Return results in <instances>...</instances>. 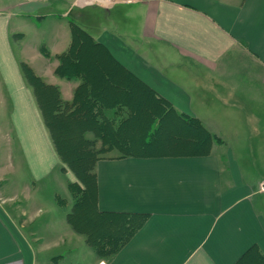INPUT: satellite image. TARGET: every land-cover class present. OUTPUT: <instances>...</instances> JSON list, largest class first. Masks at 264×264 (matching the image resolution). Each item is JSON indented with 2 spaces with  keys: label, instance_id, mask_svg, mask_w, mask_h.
I'll return each mask as SVG.
<instances>
[{
  "label": "crops",
  "instance_id": "crops-1",
  "mask_svg": "<svg viewBox=\"0 0 264 264\" xmlns=\"http://www.w3.org/2000/svg\"><path fill=\"white\" fill-rule=\"evenodd\" d=\"M70 21L104 48L118 76L196 120L212 141L96 163L98 209L146 216L104 260L68 224L70 211L41 210V198L19 196L18 182L0 173V264H236L252 247L264 257V0H0V112L22 142L18 167L41 178L60 165L68 191L74 177L21 64L72 103L83 79L55 74ZM108 96L95 104L99 118H128L133 103Z\"/></svg>",
  "mask_w": 264,
  "mask_h": 264
},
{
  "label": "trees",
  "instance_id": "trees-1",
  "mask_svg": "<svg viewBox=\"0 0 264 264\" xmlns=\"http://www.w3.org/2000/svg\"><path fill=\"white\" fill-rule=\"evenodd\" d=\"M69 28L71 42L67 51L57 56L58 66L55 69V74L66 79L78 76L83 79L75 91L72 103L63 102L57 88L45 84L26 64H21V70L27 83L33 87L44 125L61 163L69 168L80 182V186L76 184L68 186L72 193L77 192L79 195L67 214V222L75 232L85 236L87 245L93 248L99 257L108 259L131 239L145 222L146 216L103 212L98 209L94 168L99 160L106 159L101 155L111 150H117L120 153L118 157L154 156L159 151L162 152L163 150H158L161 142L156 141L149 145L148 150L140 138H138L139 141L136 140L133 143V135L135 136L137 130L146 128L148 125L152 127L163 112L174 121L178 120L183 124L181 129L186 130L188 138L185 139L179 134L174 136L175 143L178 142L182 147L200 149L212 139L199 131L202 128L196 120L185 115H177L171 108L165 107L163 102L154 97L149 90L144 92L149 99L146 102L141 103L136 98H131L134 113L131 106V114L124 121L113 123L104 117L99 118L95 104L99 101H101L100 103L105 102L110 98L105 84L107 81L116 84L117 79H123V84H127L129 88L137 86L131 77L121 74L118 76L119 72H122L118 69L119 66L114 65L113 61L111 62L104 48L96 44L87 32L73 21L69 22ZM93 53L94 55L95 53L99 54L103 59V61L96 60L102 66L106 80L104 76L100 78L99 74L89 70L88 59ZM93 83L95 87L91 88L90 85ZM89 87L90 89H88ZM113 93V101L119 102L120 94ZM149 101L155 103V108H149ZM134 116L135 120L132 121ZM150 117L153 119L149 120ZM184 124L190 125L192 128H185ZM66 130L71 134L77 153L68 149L63 142L62 134L66 133ZM88 132L93 133L94 140H88L85 137ZM96 140L101 142L100 150L95 149ZM90 218H93L97 225L85 227L91 220ZM236 264H264V257L256 247H252Z\"/></svg>",
  "mask_w": 264,
  "mask_h": 264
},
{
  "label": "rangeland",
  "instance_id": "rangeland-1",
  "mask_svg": "<svg viewBox=\"0 0 264 264\" xmlns=\"http://www.w3.org/2000/svg\"><path fill=\"white\" fill-rule=\"evenodd\" d=\"M32 39H33V34H27V36L25 37L26 44H31ZM100 57L101 56L97 53H95V55L94 53L90 55L88 62L91 67L89 66V70L93 71V73L95 74H99L100 78H102L103 76L105 78L103 68L97 62V60L99 59L103 61V59ZM101 64H103V62H101ZM105 84L109 89H111L109 91L110 93L117 92L118 94H124L127 97V100H129L131 103H133L131 101V98L134 99L136 98L141 103L146 102V100L147 101L149 100L147 99L146 95H144L135 88L130 89L127 87L124 89L121 87V85H117L110 81L109 82L107 81ZM148 103L150 104L148 105L149 108L151 109L155 108L156 105L155 103L153 104V101H151V103L149 101ZM132 107L134 113V105H132ZM146 113H148L149 115V112H147V110ZM150 119L153 118L150 117L149 120ZM134 120H135V116L132 121ZM182 125L183 124L181 122L179 123L178 121H174L171 117H168L163 112L162 116L157 118V120L155 121L152 127L148 125L146 128L144 127L141 130L140 129L137 130L135 136L133 135L134 138L133 143L136 140H138V138H140L144 147H148L146 148L148 150L150 148L149 145L155 143L156 141L161 142V146L158 147V150L173 149L172 147H174L175 149V146L178 145V142L175 143L176 140L174 139V136L181 133V135H183L182 137H184L185 139L188 138V136H184L185 134L184 130L181 129ZM184 125L185 128L186 127L189 129L192 128L190 125L187 124ZM14 128L15 127L9 120L8 116L5 114V111H3L2 113L0 112V167L4 169L0 173L4 174L6 180L18 182L19 196H25L26 194H31L32 196L41 198L43 201V208H41V210H59V211L69 212L72 209L73 203L75 202L76 197L79 195V193L77 192L72 193V190L68 191V189L65 186L66 177L60 172V165L54 168V170H52L50 174H47L46 176L41 178L37 176H34V178H32L31 173H29V171H27L26 168L19 169L18 166L25 164V160L23 158V149L21 145L22 142L20 141V138L18 137V134L16 133ZM63 134L62 137L64 139L63 142H65L64 144L68 147V149L70 148L71 150L74 151V153H77V148L75 147L71 139L72 138L71 134L67 130L66 133ZM85 135L87 136L88 140H94V135L93 136L90 135V132L86 133ZM94 146L96 150H100L102 147L101 142L97 140L95 141ZM116 155H119V153L116 150L114 151L111 150L109 152L103 153L101 156L103 158H110ZM11 166L16 168L11 170ZM65 169L74 177L73 180L69 181L68 185L76 184L80 186V182L76 178L75 174L66 166ZM32 180H34L33 186L31 184ZM261 190L264 191V188H262ZM57 197H59L58 199L59 203ZM262 201H263L262 204L264 206V198L262 199ZM19 206H24V205L19 204ZM90 219L91 220L87 222V225L86 226L84 225L85 227H89L91 225H93L94 227V225H97L95 224L93 218ZM82 236L85 238L84 235ZM101 259L104 260L107 258H101Z\"/></svg>",
  "mask_w": 264,
  "mask_h": 264
},
{
  "label": "bare ground",
  "instance_id": "bare-ground-1",
  "mask_svg": "<svg viewBox=\"0 0 264 264\" xmlns=\"http://www.w3.org/2000/svg\"><path fill=\"white\" fill-rule=\"evenodd\" d=\"M181 151H190L191 149H189V148H182V149H180Z\"/></svg>",
  "mask_w": 264,
  "mask_h": 264
},
{
  "label": "built area",
  "instance_id": "built-area-1",
  "mask_svg": "<svg viewBox=\"0 0 264 264\" xmlns=\"http://www.w3.org/2000/svg\"><path fill=\"white\" fill-rule=\"evenodd\" d=\"M135 1H138V0H126V2H135ZM101 264H103V263H101Z\"/></svg>",
  "mask_w": 264,
  "mask_h": 264
}]
</instances>
